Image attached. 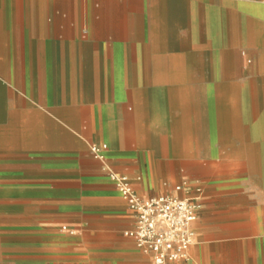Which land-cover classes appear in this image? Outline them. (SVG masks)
Masks as SVG:
<instances>
[{"label": "crops", "instance_id": "crops-1", "mask_svg": "<svg viewBox=\"0 0 264 264\" xmlns=\"http://www.w3.org/2000/svg\"><path fill=\"white\" fill-rule=\"evenodd\" d=\"M241 7L264 0H0V255L153 264L109 169L199 197L173 264H264V65H242L264 60V13ZM235 192L246 226L219 204Z\"/></svg>", "mask_w": 264, "mask_h": 264}, {"label": "built area", "instance_id": "built-area-1", "mask_svg": "<svg viewBox=\"0 0 264 264\" xmlns=\"http://www.w3.org/2000/svg\"><path fill=\"white\" fill-rule=\"evenodd\" d=\"M106 148V144H91L89 150L93 157L103 161ZM107 174L133 215V227L125 230L124 235L134 240L136 248L149 255L153 264L187 260L195 235L193 224L199 209V197L179 196L181 185L174 187L175 193L141 196L124 175L109 169ZM61 229L73 231L66 225Z\"/></svg>", "mask_w": 264, "mask_h": 264}, {"label": "rangeland", "instance_id": "rangeland-1", "mask_svg": "<svg viewBox=\"0 0 264 264\" xmlns=\"http://www.w3.org/2000/svg\"><path fill=\"white\" fill-rule=\"evenodd\" d=\"M262 13H264V11L262 10H258V11H253L251 8H247V7H241L240 9H238V11L236 12L237 16H240V18H242V20L247 19V16L250 18H254L255 14H258L256 17L258 19H261V15ZM245 55H249V57H247L245 60L242 61V65L245 68H248L250 70H253L256 68L260 69V66L264 65V60H259V59H255V57L250 56V53H247ZM260 137V136H259ZM259 142V141H258ZM259 147L262 148V146L260 145L259 142ZM261 174H264L262 172H260ZM217 174V173H216ZM224 172H221V175L224 176ZM244 171L243 169H239V171L237 173H231V176L235 177V178H240L243 179L244 178ZM247 191L251 192L250 188H247ZM245 192H235L232 197H229L226 199L225 203L223 204L222 201H220V205L222 206V208H232L234 209V214H235V227L237 226H246L250 223H252V221L250 219H248L247 217V210L248 208L252 210V208L254 207L253 204L251 203H246V198H245ZM261 213H258V219L255 223H258V226H260V224L262 223V219H260ZM229 221L227 222V226H229ZM254 223V220H253ZM254 223V225H255ZM75 235H78L77 233ZM243 236V235H242ZM230 240H226L223 241L224 243H229V242H235L238 243L240 242V237L239 235L233 236V237H229L227 236ZM258 238H247V240H255ZM193 246V245H192ZM192 246H191V250H192ZM87 256V255H86ZM143 261L145 264H150L147 258H143ZM0 264H107V262H96L94 260H92L89 255L82 259V260H76L73 259L72 256L69 255H65L57 260H54L53 262L51 261H41V260H35L33 262H31L30 260H27L26 255L22 254V253H18V254H5L0 255ZM112 264V263H110ZM116 264H128V263H122V262H117Z\"/></svg>", "mask_w": 264, "mask_h": 264}]
</instances>
